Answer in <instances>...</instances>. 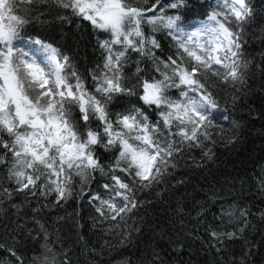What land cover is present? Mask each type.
<instances>
[{"label":"snow or ice","instance_id":"obj_1","mask_svg":"<svg viewBox=\"0 0 264 264\" xmlns=\"http://www.w3.org/2000/svg\"><path fill=\"white\" fill-rule=\"evenodd\" d=\"M256 20L252 0H0V206L16 217L5 225L13 243H0V264H73L41 214L85 196L93 224H107L122 247L139 248L147 230L182 251L185 217L196 211L199 222L211 209L209 253H231L225 264L264 256L255 227L264 226V199L252 204L234 181L226 195L205 176L186 210L179 189L187 182L175 172L181 162L203 171L213 161L210 129L229 119L219 91L230 87L239 106L254 75L245 45ZM259 68L264 78V58ZM238 142L233 130L227 143ZM169 189L178 197L165 209L180 221L176 238L148 212L153 191L163 201ZM141 264L167 261L153 247Z\"/></svg>","mask_w":264,"mask_h":264},{"label":"trees","instance_id":"obj_2","mask_svg":"<svg viewBox=\"0 0 264 264\" xmlns=\"http://www.w3.org/2000/svg\"><path fill=\"white\" fill-rule=\"evenodd\" d=\"M206 2L215 4L216 0H206ZM252 2L257 11V20L249 31L245 49L254 75L250 73L249 85L244 92L240 93L241 102L235 110L231 106L233 92L230 87L219 91L222 105L225 99L228 100L227 115L229 119L224 121L220 117L210 129L212 138L216 141L215 145L208 142V147L215 153L213 161H208L207 167L203 171L189 167L184 162H181L178 169L175 170L177 178H183L187 182L186 187L179 189L181 194L185 190L188 193L189 199L186 210L193 207V200L191 199L193 189L195 188L199 192V185L205 183V176L208 177V183L218 182L217 187L225 185L226 195L227 185L234 181L237 189L243 185L244 194L252 204L259 206L260 201L264 199V195L260 192V181L264 179V119H254L264 109V78L261 77L259 68L262 58H264V12L261 11L264 0H252ZM88 53L90 56L91 49L88 50ZM233 130H235V136L239 140L235 145L227 143L233 137ZM193 154L199 160L200 151L196 150ZM185 160L189 164L191 163L190 157H185ZM97 179H100L99 174H97ZM169 183L175 184V180H170ZM91 188L96 191L98 185L92 182ZM84 191L85 193L88 191L87 186ZM156 191L154 190L152 194L154 206L148 209L150 222L155 224L159 221L160 226L166 228L176 238V229L179 228L180 221L175 220L170 211L166 213L165 209L169 205L174 206L175 199L178 197L173 190L169 189L164 193L163 201L156 200ZM77 192H79V188H77ZM202 200L203 195L201 194L200 201ZM47 212L46 209L45 213ZM74 212L76 214L75 227L72 219ZM93 214L94 209L86 196L82 201L78 198L70 199L54 214H41V222H46L50 226L52 239L62 241V244H56V250L70 251L73 264H126L129 260L132 264H141L146 256L151 255L153 247L157 252H161L167 264H213L214 261L215 264H225L226 260L231 259V253L225 257L213 256L207 251V247L203 243L208 239L205 228L212 218L211 209H208L207 216L200 219L199 222L195 219L196 211H191V218L185 217V229L180 232L178 237L187 245L182 251H173L171 247L160 243L158 232L153 233L147 230L141 238L139 248L122 247L118 244L115 234L108 235L105 231L108 228L107 224L104 225L103 229L93 224ZM142 214L143 212H141ZM59 217H63V219H58ZM9 218L13 221L16 219L15 215L8 211V205L5 201L0 206V243H13L12 238L5 230ZM258 219L257 217V221ZM28 227L31 228L34 225L30 223ZM255 227L259 228L260 232H264V226L259 225V223H256ZM260 232L252 231L250 235L255 236L259 242ZM32 246L29 244L28 248L31 249ZM36 247L38 248L39 245ZM174 247L179 249L180 245L177 244ZM233 248L237 252L239 251V245H234ZM93 250H95V254H93ZM26 254L29 257L33 255L31 250ZM4 255L3 249H0V258H3ZM255 264H264V256L257 255Z\"/></svg>","mask_w":264,"mask_h":264}]
</instances>
